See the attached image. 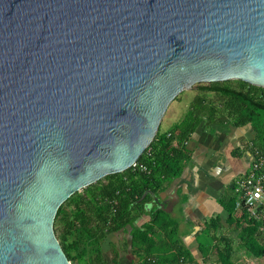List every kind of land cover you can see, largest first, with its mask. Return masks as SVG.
I'll return each instance as SVG.
<instances>
[{
    "label": "water",
    "instance_id": "water-1",
    "mask_svg": "<svg viewBox=\"0 0 264 264\" xmlns=\"http://www.w3.org/2000/svg\"><path fill=\"white\" fill-rule=\"evenodd\" d=\"M228 79L264 86V0H0V264H71L61 203Z\"/></svg>",
    "mask_w": 264,
    "mask_h": 264
},
{
    "label": "trees",
    "instance_id": "trees-1",
    "mask_svg": "<svg viewBox=\"0 0 264 264\" xmlns=\"http://www.w3.org/2000/svg\"><path fill=\"white\" fill-rule=\"evenodd\" d=\"M235 81V84L231 79L196 83L200 91H213L219 97L210 100L205 93L196 94L178 122L165 131H159L158 127L138 158L148 172L128 167L107 174L61 203L53 227L71 264H118L115 247L111 248V262L105 259L102 241L109 233L125 226L131 227L132 249L138 256L136 264H195L189 249L182 243L176 220L157 207V199L147 209L150 217L147 222L137 226L134 220L144 210L146 202L152 201L181 174L191 155L184 141L203 118L225 115L233 125L250 123L255 137L260 140L256 146L264 149V86L241 79ZM227 201V223L239 229L238 238L227 234L209 236L211 230H218L221 225L218 218H211L202 231L206 240L199 243L203 258L215 254V264H242L235 257L236 246L255 257L263 256L264 221L248 220L243 212L235 211V192Z\"/></svg>",
    "mask_w": 264,
    "mask_h": 264
},
{
    "label": "crops",
    "instance_id": "crops-1",
    "mask_svg": "<svg viewBox=\"0 0 264 264\" xmlns=\"http://www.w3.org/2000/svg\"><path fill=\"white\" fill-rule=\"evenodd\" d=\"M196 90L201 94L202 91ZM255 136L250 123L233 125L225 115L203 118L186 140L191 155L181 174L173 178L152 201L146 202L144 210L135 217L134 225L141 226L149 220L147 209L158 199L176 220L182 243L189 249L195 264H215V254L203 258L199 249L200 237L206 222L215 217L221 225L218 230H211L209 236L227 234L238 238L239 229L227 223L226 205L228 197L235 192V179L248 170L257 145L253 143ZM156 205L159 207L158 202ZM108 240L116 247L118 264H136L138 256L132 249L130 226L109 233L102 245L107 241L109 246ZM256 259V264L263 261L260 257Z\"/></svg>",
    "mask_w": 264,
    "mask_h": 264
},
{
    "label": "built area",
    "instance_id": "built-area-1",
    "mask_svg": "<svg viewBox=\"0 0 264 264\" xmlns=\"http://www.w3.org/2000/svg\"><path fill=\"white\" fill-rule=\"evenodd\" d=\"M130 167L149 171L138 159ZM233 188L236 194L234 209L243 212L248 220L264 221V149L254 147L248 170L235 179Z\"/></svg>",
    "mask_w": 264,
    "mask_h": 264
},
{
    "label": "rangeland",
    "instance_id": "rangeland-1",
    "mask_svg": "<svg viewBox=\"0 0 264 264\" xmlns=\"http://www.w3.org/2000/svg\"><path fill=\"white\" fill-rule=\"evenodd\" d=\"M235 82H236L235 79H231L232 84H235ZM194 88L195 89H192V88L191 89H183L170 102V104L168 105L167 110H166L165 114L163 115V118L159 124V131L167 130L170 126H172L174 123L178 122L182 118V116L184 115V113L188 109L189 104L191 103L193 97L196 94L200 93L196 90V89H198L196 84L194 85ZM201 93L203 95L205 93V96L207 98H209L210 100H215L219 97L213 91H204ZM253 143L259 144L260 140L257 139L256 137H254ZM110 238H112V237L110 236ZM201 240H203V241L206 240V237L203 235V233L201 234ZM108 244H109V246L107 245V241H105V244L103 246V252H104L105 259L108 260L109 262H111V258H112L111 248L114 246L110 243V240H108ZM106 245H107V248L104 249V247ZM234 254H235V257L238 259V261H240L242 264H256V262L258 260V259H256L257 257L248 253L243 247L236 246L234 249ZM259 257L262 258L263 261H261L259 259L260 263H258V264H264V255L259 256Z\"/></svg>",
    "mask_w": 264,
    "mask_h": 264
}]
</instances>
